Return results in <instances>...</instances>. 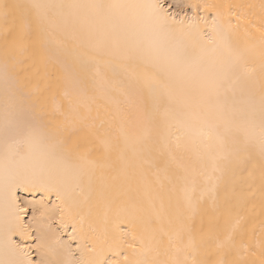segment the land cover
<instances>
[{
    "label": "snow or ice",
    "instance_id": "1",
    "mask_svg": "<svg viewBox=\"0 0 264 264\" xmlns=\"http://www.w3.org/2000/svg\"><path fill=\"white\" fill-rule=\"evenodd\" d=\"M250 7L228 0H0L8 98L0 119V264H264V221L257 234L245 228L247 216L240 214L256 194L253 171L246 187L237 186L254 150L258 211L264 215V17L254 22L244 11ZM69 23L101 33L102 54L124 60L126 71L130 65L153 69L146 78L152 112L143 116L147 131L134 154L155 169L158 180H170L173 164L182 170L180 203L167 230L138 231L132 219L110 222L93 211L91 172L98 161L87 137L67 134L69 124L88 117L60 111L56 89L73 76L63 65L53 74L52 57L65 50ZM256 46L258 118L251 97L246 113L228 114L220 97L255 72L244 54ZM29 49L35 53L31 64L17 67ZM33 79L37 84L29 91ZM49 92L56 105L52 113L46 111ZM63 96L69 97L67 88ZM113 151L122 158L118 140L105 144L106 155ZM178 153H194L196 163L186 166ZM255 211L253 205L249 214ZM125 219L130 227L120 226Z\"/></svg>",
    "mask_w": 264,
    "mask_h": 264
},
{
    "label": "bare ground",
    "instance_id": "2",
    "mask_svg": "<svg viewBox=\"0 0 264 264\" xmlns=\"http://www.w3.org/2000/svg\"><path fill=\"white\" fill-rule=\"evenodd\" d=\"M44 2H50V0H44ZM54 2L92 3L106 2V0H54ZM228 2L251 5L252 7L245 8L244 11L254 22L264 17V11L261 9L264 0H228ZM63 34L66 48L63 52L53 55L52 63L55 65L53 74L58 75L63 65L72 74L73 80L62 83L61 87L56 89L57 103L60 111L70 114V118L77 114L88 117L86 120H74L69 124L67 134L73 139L87 137L93 148L92 158L98 161V166L91 172L94 189L91 198L93 211L100 218L107 216L110 222H116L118 218L132 219L138 231L146 228L167 230L170 227L169 218L180 203L181 183L178 176L182 175V170L177 169L173 164L170 180L163 176L158 180L155 169L143 163V159L138 154H134V148L138 147L136 142L143 138L147 131L143 116L145 113L152 112L146 78L153 69H145L142 65L132 68L130 65L129 70L126 71L124 60L113 55L102 54L106 41L99 32L89 34L86 28L73 29L69 23L64 28ZM253 34L258 35L254 31ZM34 55L33 50L29 49L22 57L25 60L24 65H17V67H27L31 64V58ZM244 59L250 67L255 69V72L250 77L241 79L221 95L220 103L224 106L226 113L240 115L249 110L250 97L254 98L258 118L261 75L259 46L249 48L244 54ZM85 62L87 66L82 67ZM4 71L3 59L0 58V119L3 117L8 100L3 79ZM9 72L13 73L14 69L9 67ZM23 74L21 72V75ZM36 84L37 81L33 79L28 90L32 91ZM14 86V82L10 81L9 88ZM44 87L45 80L41 78L38 89L42 90ZM65 88L69 92L68 98L63 96ZM45 95L47 97L46 111L52 113L56 105L51 100V92ZM41 100L43 101L44 97ZM189 102H194V98ZM101 121H103L102 125ZM225 138L228 139L227 133ZM117 140L124 149L122 158L116 151L105 154V144L110 145ZM126 144L127 148H125ZM178 155H183V163L186 166L190 167L196 163L194 153H178ZM231 159L232 157L229 156L225 163L228 164ZM2 162L3 145L0 144V170H2ZM249 170L254 173L253 188L256 194L248 198L241 207L240 214L247 216L245 228H254L259 234L264 215H260L258 211L260 206L259 158L254 150L252 161L245 165L244 171L237 176L238 188L241 185L246 187L244 181ZM82 187L85 191L88 190L87 178ZM253 205L256 211L249 214ZM204 207L209 205L206 204ZM149 221L151 223H148ZM205 222L207 223V218ZM120 226L130 227L127 219Z\"/></svg>",
    "mask_w": 264,
    "mask_h": 264
}]
</instances>
